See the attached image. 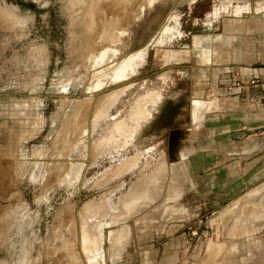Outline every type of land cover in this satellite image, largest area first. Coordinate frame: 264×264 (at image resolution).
Instances as JSON below:
<instances>
[{
  "label": "rangeland",
  "instance_id": "374dc122",
  "mask_svg": "<svg viewBox=\"0 0 264 264\" xmlns=\"http://www.w3.org/2000/svg\"><path fill=\"white\" fill-rule=\"evenodd\" d=\"M72 2L36 0L43 9L18 11L16 0H0V264H88L95 235L92 257L103 264H264V181L207 204L185 163L189 147L208 144L205 118L218 129L225 98L259 83L247 68L263 60L251 47L262 39L253 31L264 11L249 0H140L131 24L143 41L136 47L147 43L146 65L114 79L102 75L107 51L99 60L86 53L88 16ZM236 3L250 9L236 13ZM173 84L204 100L192 140L177 139L169 155L164 144L146 150L155 142L141 137L146 115L131 113L138 105L153 112L147 92L162 86L166 95ZM121 120L133 126L125 139L113 127ZM91 201L100 207L82 215ZM121 228L127 233L113 243Z\"/></svg>",
  "mask_w": 264,
  "mask_h": 264
},
{
  "label": "crops",
  "instance_id": "0c3cea01",
  "mask_svg": "<svg viewBox=\"0 0 264 264\" xmlns=\"http://www.w3.org/2000/svg\"><path fill=\"white\" fill-rule=\"evenodd\" d=\"M238 3L237 13L243 8ZM251 4H255L251 7L254 12L264 11V0H251ZM254 27L253 35L258 33L262 39L253 42L251 55L263 60L247 69L260 76L259 83L242 89L236 99L225 98L218 129L212 114L205 118L208 144L192 145L185 158L191 189L207 204L232 201L264 181V14ZM212 103L210 109L217 106L216 100Z\"/></svg>",
  "mask_w": 264,
  "mask_h": 264
},
{
  "label": "flooded vegetation",
  "instance_id": "af4514ba",
  "mask_svg": "<svg viewBox=\"0 0 264 264\" xmlns=\"http://www.w3.org/2000/svg\"><path fill=\"white\" fill-rule=\"evenodd\" d=\"M16 6L18 8V11H20V8L27 7L28 9L35 8V9H43V6L37 7L36 0H30L29 2H24L22 0H16ZM41 5V4H40ZM45 5V3L43 4ZM143 16V15H142ZM15 19H17L15 17ZM179 35L183 36L185 35L183 32H178ZM148 38V36H147ZM146 39V37L144 38ZM161 40V39H160ZM159 40V41H160ZM143 42V41H142ZM140 42V43H142ZM163 41L161 40L160 43ZM145 48L144 57L140 58L136 57L133 63V69L134 71H137L139 67H142V64L144 63L146 65V59L148 57V51H147V43H145L142 47H138V49ZM179 51L172 50L171 56L179 57V54L177 53ZM170 57L167 58V60L170 59ZM112 57L109 59L111 60ZM161 62V61H160ZM161 80L164 82L168 76L165 74L161 75ZM177 85V84H176ZM176 85L173 84L172 90H170V94L166 93L163 94V87H159L154 91V93L147 92V95H150L149 97H153L151 100V105L153 108V112H150V110L146 109L144 110L142 105L136 106V109L131 113V116L136 117H145L147 119L146 124L144 125L143 130L141 131V137L143 138H149L153 139L155 141L151 145L148 146L146 150L155 149L157 145L164 144V151L169 155L174 142L179 139V141H186L190 143L192 140V129H190V126L195 123L196 118L198 117V109L200 108L201 104L204 102L202 101V96L199 93L198 90H191L188 94H186L184 91H177ZM188 91V87L187 90ZM140 104V102H139ZM114 130L117 131L119 134H124L125 137H129L128 135L133 132V126L128 127L125 125L124 121H117L113 124ZM137 130V128H136ZM184 131L186 132V138L183 136L180 138L179 132ZM109 141V140H107ZM117 145V142L114 141ZM181 156L183 157V151L180 152ZM138 158V155H134L128 159H124L113 171L112 176L118 175L122 172L128 171L136 162ZM160 171V168H158ZM91 205H88V204ZM83 205L81 214H84V209L92 206V212H96L98 208L100 207L99 202H87ZM87 204V205H86ZM88 233V231H87ZM127 233L126 228H121L118 230H115L112 232L111 240L113 243L121 241L123 239V236ZM94 241H97V244L94 245ZM99 239L97 235H95V238L92 239L91 242H89L90 249L88 250V254L90 255V259H94L98 261L99 264H103L102 259L100 256H93L92 252L95 251L98 247ZM94 247V248H93ZM94 249V250H93ZM88 263V262H87Z\"/></svg>",
  "mask_w": 264,
  "mask_h": 264
},
{
  "label": "bare ground",
  "instance_id": "6f19581e",
  "mask_svg": "<svg viewBox=\"0 0 264 264\" xmlns=\"http://www.w3.org/2000/svg\"><path fill=\"white\" fill-rule=\"evenodd\" d=\"M94 1L95 0H73L72 2L73 4L79 5V8H82L85 11V14L88 16V20L84 23V25L86 30L89 31L91 38L88 42V49H86V53H89L91 50V52H94L92 57L97 58L98 55L99 58V56L104 54V51L105 53L107 51L108 59L106 60L108 63H110V69L106 72V74L102 75H112L111 77H114V79L125 77L127 75L125 73L128 70L131 72L134 71L133 63L135 58L139 56L140 58H143L145 53V48L138 49L136 47L140 43V40L137 38V36H135V33L133 37L132 31L136 30L135 26L137 25H134V22V24H131L132 20H135L137 17L136 15L135 19L132 18V11L134 10L133 8H136L135 6L139 4L140 0H112L110 3H106V6H104L102 9L99 4L97 5ZM74 7L76 8V6ZM141 7H143V5ZM242 7V10L249 9V7ZM144 10L145 9L143 8L142 13ZM135 11L136 10H134V14ZM137 11L140 12V8ZM216 11L217 10L215 8L214 12ZM234 12L237 13V7H234ZM5 15L6 14L4 13V17ZM96 44L99 46H96ZM130 47L132 48L127 51V49ZM97 50L98 53L95 52ZM100 53L102 54L100 55ZM101 57L99 59H101ZM111 57L112 59L109 60ZM95 82L98 86L101 84V80L96 79ZM88 264L99 263L98 261L91 259L88 260Z\"/></svg>",
  "mask_w": 264,
  "mask_h": 264
},
{
  "label": "water",
  "instance_id": "95a60500",
  "mask_svg": "<svg viewBox=\"0 0 264 264\" xmlns=\"http://www.w3.org/2000/svg\"><path fill=\"white\" fill-rule=\"evenodd\" d=\"M251 2V0H249ZM243 2V1H242ZM147 37V36H146Z\"/></svg>",
  "mask_w": 264,
  "mask_h": 264
}]
</instances>
